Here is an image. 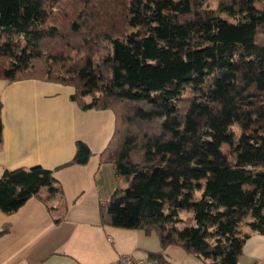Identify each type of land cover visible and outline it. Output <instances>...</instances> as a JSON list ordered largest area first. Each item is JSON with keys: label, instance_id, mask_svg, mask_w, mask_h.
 I'll return each mask as SVG.
<instances>
[{"label": "trees", "instance_id": "16d2710c", "mask_svg": "<svg viewBox=\"0 0 264 264\" xmlns=\"http://www.w3.org/2000/svg\"><path fill=\"white\" fill-rule=\"evenodd\" d=\"M24 79L111 110L99 160L117 186L103 223L205 264H239L246 240L264 235V0H0V80ZM91 155L77 141L68 164ZM56 194L39 165L0 176L7 214Z\"/></svg>", "mask_w": 264, "mask_h": 264}, {"label": "crops", "instance_id": "0c3cea01", "mask_svg": "<svg viewBox=\"0 0 264 264\" xmlns=\"http://www.w3.org/2000/svg\"><path fill=\"white\" fill-rule=\"evenodd\" d=\"M0 86V176L39 165L53 171L63 188L45 202L34 196L13 213L0 211V231L6 229L0 233V264H120L125 255L145 264H205L180 245L162 248L153 233L101 221V205L117 186L114 167L99 160L112 135V113L81 111L68 85L24 79L0 80ZM90 118L100 119L98 128ZM77 141L92 153L83 165L68 164ZM39 194L46 199V189ZM238 263L264 264V235L246 240Z\"/></svg>", "mask_w": 264, "mask_h": 264}, {"label": "rangeland", "instance_id": "374dc122", "mask_svg": "<svg viewBox=\"0 0 264 264\" xmlns=\"http://www.w3.org/2000/svg\"><path fill=\"white\" fill-rule=\"evenodd\" d=\"M1 90H2V87L0 86V91ZM1 111H2V102L0 100V112ZM81 111H84V110H81ZM81 111H78V114L82 113ZM107 113H112V112H111V110H108ZM90 120L93 121V125H94L95 128H98L99 127L100 122H101L99 118H90ZM78 121H79V117H78ZM78 124H79V122H78ZM181 215H182L183 218H187L188 216L191 215V213L190 212H187V211H181Z\"/></svg>", "mask_w": 264, "mask_h": 264}, {"label": "built area", "instance_id": "2783aa9c", "mask_svg": "<svg viewBox=\"0 0 264 264\" xmlns=\"http://www.w3.org/2000/svg\"><path fill=\"white\" fill-rule=\"evenodd\" d=\"M119 262L120 264H145L144 260L142 259L134 260L129 255L121 256Z\"/></svg>", "mask_w": 264, "mask_h": 264}]
</instances>
